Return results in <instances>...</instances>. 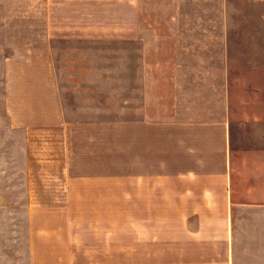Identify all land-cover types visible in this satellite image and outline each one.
Returning <instances> with one entry per match:
<instances>
[{"label": "crops", "instance_id": "obj_1", "mask_svg": "<svg viewBox=\"0 0 264 264\" xmlns=\"http://www.w3.org/2000/svg\"><path fill=\"white\" fill-rule=\"evenodd\" d=\"M199 2L0 0L3 115L26 156L18 261H245L253 149Z\"/></svg>", "mask_w": 264, "mask_h": 264}, {"label": "rangeland", "instance_id": "obj_2", "mask_svg": "<svg viewBox=\"0 0 264 264\" xmlns=\"http://www.w3.org/2000/svg\"><path fill=\"white\" fill-rule=\"evenodd\" d=\"M156 6L163 9L164 3ZM198 7L199 17L203 13L206 19H216V28H205L216 34V49L229 47L232 71L228 82L235 140L238 146L253 149V157L242 160L243 168L247 166L242 177L247 190H243L244 184L240 188V197L251 194V201L246 200L250 206L241 212L246 227V257L245 261L235 262L264 264V0H204ZM2 104L0 66V264H33L34 261H18L26 257L19 241V228L25 221L21 215L26 210V203L20 201L25 193L24 139L8 128Z\"/></svg>", "mask_w": 264, "mask_h": 264}]
</instances>
